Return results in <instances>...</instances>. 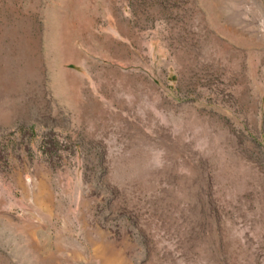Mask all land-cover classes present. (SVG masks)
Returning a JSON list of instances; mask_svg holds the SVG:
<instances>
[{"label":"rangeland","instance_id":"obj_1","mask_svg":"<svg viewBox=\"0 0 264 264\" xmlns=\"http://www.w3.org/2000/svg\"><path fill=\"white\" fill-rule=\"evenodd\" d=\"M0 264H264V0H0Z\"/></svg>","mask_w":264,"mask_h":264}]
</instances>
